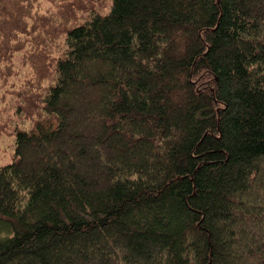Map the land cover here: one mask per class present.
I'll return each mask as SVG.
<instances>
[{
    "label": "trees",
    "instance_id": "obj_1",
    "mask_svg": "<svg viewBox=\"0 0 264 264\" xmlns=\"http://www.w3.org/2000/svg\"><path fill=\"white\" fill-rule=\"evenodd\" d=\"M0 152V264H264V0H0Z\"/></svg>",
    "mask_w": 264,
    "mask_h": 264
},
{
    "label": "rangeland",
    "instance_id": "obj_2",
    "mask_svg": "<svg viewBox=\"0 0 264 264\" xmlns=\"http://www.w3.org/2000/svg\"><path fill=\"white\" fill-rule=\"evenodd\" d=\"M4 144V143H3ZM7 145V144H6ZM9 148V147H8ZM0 154H1V152H0Z\"/></svg>",
    "mask_w": 264,
    "mask_h": 264
}]
</instances>
